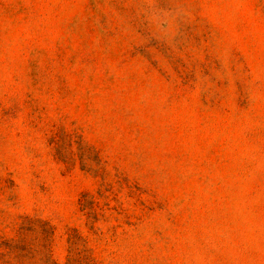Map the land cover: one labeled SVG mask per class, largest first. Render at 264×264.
<instances>
[{
  "label": "rangeland",
  "instance_id": "374dc122",
  "mask_svg": "<svg viewBox=\"0 0 264 264\" xmlns=\"http://www.w3.org/2000/svg\"><path fill=\"white\" fill-rule=\"evenodd\" d=\"M0 264H264V0H0Z\"/></svg>",
  "mask_w": 264,
  "mask_h": 264
}]
</instances>
